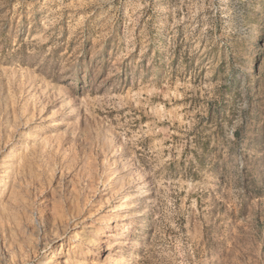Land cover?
<instances>
[{
    "label": "rangeland",
    "instance_id": "374dc122",
    "mask_svg": "<svg viewBox=\"0 0 264 264\" xmlns=\"http://www.w3.org/2000/svg\"><path fill=\"white\" fill-rule=\"evenodd\" d=\"M0 264H264V0H0Z\"/></svg>",
    "mask_w": 264,
    "mask_h": 264
}]
</instances>
